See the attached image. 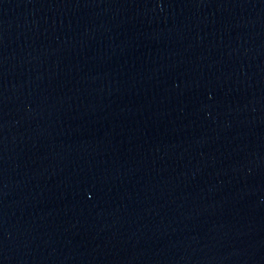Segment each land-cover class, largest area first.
Segmentation results:
<instances>
[{"label": "water", "instance_id": "95a60500", "mask_svg": "<svg viewBox=\"0 0 264 264\" xmlns=\"http://www.w3.org/2000/svg\"><path fill=\"white\" fill-rule=\"evenodd\" d=\"M0 264H264V0H0Z\"/></svg>", "mask_w": 264, "mask_h": 264}]
</instances>
